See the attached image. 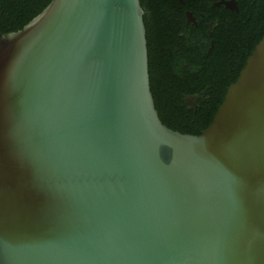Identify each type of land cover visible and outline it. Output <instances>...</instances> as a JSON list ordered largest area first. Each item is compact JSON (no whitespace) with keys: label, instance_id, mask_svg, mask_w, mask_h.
Here are the masks:
<instances>
[{"label":"water","instance_id":"obj_1","mask_svg":"<svg viewBox=\"0 0 264 264\" xmlns=\"http://www.w3.org/2000/svg\"><path fill=\"white\" fill-rule=\"evenodd\" d=\"M0 264H264V34L198 134L158 116L139 0L1 34Z\"/></svg>","mask_w":264,"mask_h":264},{"label":"trees","instance_id":"obj_2","mask_svg":"<svg viewBox=\"0 0 264 264\" xmlns=\"http://www.w3.org/2000/svg\"><path fill=\"white\" fill-rule=\"evenodd\" d=\"M50 1L0 0V35L20 30ZM262 3L257 2L249 12L251 19L244 31H236L228 36L219 35L210 52L202 45L207 39L204 30L185 33L181 39L174 34L180 43L176 49L169 45L161 32L147 28L150 90L164 125L188 134H198L200 129L209 125L210 117L206 123H198L197 116L185 115L186 108L180 106L181 94L199 92L209 86L206 95L211 99L214 109L219 106L228 85L235 81L250 51L264 34ZM194 39L196 45H192ZM167 47L171 48V53ZM185 63L188 65L185 66Z\"/></svg>","mask_w":264,"mask_h":264},{"label":"flooded vegetation","instance_id":"obj_3","mask_svg":"<svg viewBox=\"0 0 264 264\" xmlns=\"http://www.w3.org/2000/svg\"><path fill=\"white\" fill-rule=\"evenodd\" d=\"M139 1L143 10L145 30L149 28L161 32L169 45L176 47V49L180 43L178 39H175L174 34H177L181 39L185 33H197L199 30H204L207 39L202 45H205L204 48L207 52L212 51L219 35L220 37L222 35L228 36L236 33V31L245 30L248 21L251 19L248 14L257 2H263L261 6L264 7V0ZM192 43V45H196V39ZM167 49L171 53V48L167 47ZM184 65L187 66L188 64L185 63ZM208 88L209 86H206L199 92L181 94L182 104L180 106L186 108L187 114L185 115L188 117L197 116L196 122L198 123H206L209 121V117L211 122L218 108L217 106L214 109L211 99L206 95ZM189 97L191 100L188 99ZM158 116L162 120L159 112ZM201 130L203 129H200L199 132Z\"/></svg>","mask_w":264,"mask_h":264}]
</instances>
